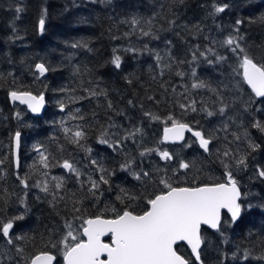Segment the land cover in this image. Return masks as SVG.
<instances>
[{
	"label": "trees",
	"instance_id": "16d2710c",
	"mask_svg": "<svg viewBox=\"0 0 264 264\" xmlns=\"http://www.w3.org/2000/svg\"><path fill=\"white\" fill-rule=\"evenodd\" d=\"M224 4L228 5L224 12L214 13L213 5ZM223 13L229 16L230 36L243 37L239 43L247 54L264 63V0H0V161H3L0 219L24 216L23 220L15 221L12 230V245L23 249L19 254L14 250L19 256L31 259L38 251H49L56 256V248L51 245L60 240L59 232L67 231L65 224L71 222L75 230L81 229L82 220L76 217L113 218L116 213L112 208L117 212L128 208L142 213L147 210L148 198L166 191L159 184L161 177L171 178L174 186H196L211 183L203 177L208 169L222 175L223 157L216 156V151L208 156L200 153L203 159L195 168L199 173L187 174L185 180L162 174L160 166L150 173L151 179L143 176L135 179L134 174L142 175L149 165L153 166L154 160L157 162L156 151L144 156L141 152L173 148L161 142L163 120L173 115L195 130L214 135L211 152L214 141L222 133L234 145L238 143L247 149L248 167L239 172L234 167L231 170L237 173L235 178L242 192L248 194L244 203L250 202L253 207L243 212L236 223H222L220 231L201 230L205 238L201 250L204 264H264L259 259L264 256V209L259 207L264 204V180L256 175L257 166L264 167V132L252 127L253 119L264 122V98H255L242 77L233 71L239 61L223 44L226 38L213 41L205 33L217 23L222 25ZM41 15L45 18L43 33L39 31ZM133 19L139 24L133 25ZM237 20L242 23L236 24ZM74 44L79 46L73 47ZM193 53L197 57L195 61ZM114 55L121 57L119 69L111 63ZM221 56L226 59L217 60ZM208 60L213 63L209 64ZM38 63L49 68L44 77L37 78ZM179 72L184 75H177ZM198 81L206 82L223 96L229 106L224 116L208 117L203 111H185L179 107L195 100L198 109H218L216 93L208 88L191 87ZM11 91L43 94L47 107L42 117L33 118L24 107L10 105ZM90 91L106 95L92 97ZM109 102L112 108L108 107ZM61 104L65 106L63 111ZM145 112L161 120H152ZM238 114L239 118L248 119L238 124ZM81 116L83 119L78 118ZM229 117L231 124L236 125L229 124L233 132L230 127L227 132H217L214 123ZM78 127L86 134L80 145L71 143V133L64 132V128L75 131ZM137 128L141 131L123 140L116 151L99 143L105 131L108 135L104 138L113 142ZM245 130L260 145L255 151L244 144ZM17 131L21 133L19 167L12 154ZM233 133L241 135V140L236 141ZM223 144L218 147L221 153L225 150ZM37 146H42L40 151L49 157L47 169L37 159ZM88 149L100 155L97 165L91 163L87 167ZM194 149L198 150L196 146ZM229 149L234 150L232 144ZM65 159L82 169L79 181L60 166ZM129 163L130 167L122 170L121 165ZM99 167L107 169L102 174L109 184L101 183L93 197L88 191L90 185L85 172L90 168L98 171ZM54 176L63 178L62 189H54ZM99 177L96 175L95 180L99 181ZM21 179H26L29 185V191L22 194L23 200L19 197ZM45 180L49 183V194L40 188L32 190L37 194L31 192V187L36 188L34 185ZM52 192L56 193L55 200ZM76 208L80 211L76 212ZM223 220H229L227 215H223ZM17 236L23 239H16ZM176 249L196 264L185 246ZM246 251L250 253L247 260L243 258ZM56 264H62L58 257Z\"/></svg>",
	"mask_w": 264,
	"mask_h": 264
},
{
	"label": "snow or ice",
	"instance_id": "6c2138e0",
	"mask_svg": "<svg viewBox=\"0 0 264 264\" xmlns=\"http://www.w3.org/2000/svg\"><path fill=\"white\" fill-rule=\"evenodd\" d=\"M228 7L224 5H213L214 13H222ZM20 11V9H17ZM133 25H138L139 21L133 19L131 21ZM148 23H151L149 21ZM174 23V22H173ZM241 20H237L236 24H241ZM45 30V18L41 15L39 19V31L43 33ZM143 35H149L148 32H143ZM243 37L229 36L223 41V44L227 46L231 52L238 57V66L233 69L237 75L242 77V81L250 89L255 98H264V63L256 62L253 57L249 56L246 50L241 46L239 40ZM79 45H73L77 47ZM115 52V49L113 50ZM209 52L212 49H208ZM207 59L204 52L200 53ZM196 54L193 53V60H196ZM160 57L157 56V60ZM225 57H217V60H225ZM121 57L114 55L111 63L115 68L121 67ZM211 64L213 61L208 60ZM38 77H43L49 68L44 63H38L35 65ZM179 76H183V72L177 73ZM192 76H196V71L193 69ZM191 87L193 89L208 88L210 91L216 93L220 106L216 111H211L207 107L196 106V101L193 100L189 104L181 103L179 107L182 110L187 111L190 109L192 112L203 111L208 117L214 115L224 116L228 109V104L224 102L223 96L217 89L212 88L204 81L194 82ZM90 96L95 97L97 95H106V93L96 91H90ZM10 97L13 101H19L22 104H27L29 109L33 113H39L44 106L43 94L36 96L31 92H18L11 91ZM149 99H152L151 97ZM252 101V97L249 98ZM264 102V101H262ZM131 104L132 102L129 101ZM64 104L60 105L61 111L64 110ZM108 107L112 108L111 102L108 103ZM247 111V106L245 108ZM79 112V109L76 110ZM144 115L152 120L159 121L161 118L150 112H145ZM77 118V117H72ZM83 119V117H78ZM229 120L232 118L229 117ZM163 135L161 142H179L185 140V132L191 133L195 137L196 143L205 153H211L210 145L216 138L212 134H206L203 130H195L189 123L183 122L173 115L167 116L163 120ZM113 127V125H110ZM252 127L264 132V122L259 119H253ZM229 128L228 123H224L222 130L227 132ZM141 129L137 128L135 132H130L123 136L120 140L110 142L109 139L104 138L108 135L107 131L99 139L100 144H106L114 151L118 150L122 146V141L130 137H134L136 133ZM66 134L71 133L69 141L73 144L80 145V141L85 139L86 134L79 127L73 131L69 128H64ZM236 141L241 140V135L233 133ZM243 138L248 140V146L255 151L260 147L250 139L247 130L243 133ZM227 139V137H225ZM21 133L17 131L15 133L14 142L15 149L18 152L20 148ZM186 147H191V144L186 143ZM40 147L37 146L36 150L39 152L40 161L45 169L50 167L49 157L45 155L43 151H40ZM63 149L61 148V151ZM87 151H91L88 149ZM156 151L161 160L170 162L174 159L173 154L167 150L159 149H145L140 153L144 156L147 153ZM238 151V150H237ZM217 155L222 156L221 163L225 168L224 181L212 182L196 186H174L171 182V178L161 177L159 184L163 186L166 191H161L159 194L148 198L147 210L142 213H134L133 211L125 208L123 211L117 212L116 208H112V211L116 213L113 218H104L103 215H96L90 218L76 217L82 220L80 231L73 228L71 222H67L65 227L67 229L66 234L55 244L51 246L53 248L59 247L64 264H192V261L186 259L180 255L176 249L178 242H185L190 248L191 255L194 257L196 264H204L201 258V249L204 244L205 238L202 235V225H206L209 228L220 231L222 223H236L242 216V213L246 210H250L253 205L249 202L247 204L244 201L247 199L248 194L241 191V186L238 180L235 178L232 169V164L229 161H234V165L237 169H246L248 167L247 155H237L232 152L231 149L225 148L221 153L217 150ZM3 163V161H0ZM16 166L19 167V157L17 155L15 160ZM93 165H97L96 160H92ZM63 169L67 170L76 176L77 180L81 176L80 170L75 164L67 159L60 165ZM192 163L180 160L178 169L187 171L192 167ZM130 167L129 164L121 165L122 170H127ZM101 173L107 172V169L99 167ZM175 174V173H174ZM47 176V172L44 173ZM135 179L140 180L143 177L149 178V172H143L141 174H134ZM256 175L264 180V167L257 166ZM19 179V177H18ZM56 183L54 189L60 190L64 187V180L61 177H52ZM24 188H28L29 185L26 179L20 180ZM89 188L88 191L93 197H96L97 192L100 189V185L109 184L108 178L105 175H100L99 181L93 180L91 177L88 179ZM35 187L40 188L45 194L50 193L49 183L47 180L42 183L38 182ZM83 187V184H81ZM123 191V190H121ZM53 200L57 198L56 193H51ZM63 199V197H61ZM121 199V197H117ZM129 199H135V197H129ZM23 203V201H21ZM264 209V204L259 205ZM79 212L80 209H74ZM229 215V220H223V214ZM24 216H15L7 221L0 219V236H2L6 243L13 244L12 230L15 227V221L23 220ZM110 236L111 243H105L103 237ZM16 239H23L22 236H17ZM15 251L19 254L23 252L22 248L17 247ZM7 255V253H4ZM235 253L233 256L235 257ZM250 253L247 251L244 254V259L249 258ZM103 257V258H102ZM264 260V256L259 257ZM56 256L49 251H38L33 255L29 261V264H54Z\"/></svg>",
	"mask_w": 264,
	"mask_h": 264
},
{
	"label": "rangeland",
	"instance_id": "374dc122",
	"mask_svg": "<svg viewBox=\"0 0 264 264\" xmlns=\"http://www.w3.org/2000/svg\"><path fill=\"white\" fill-rule=\"evenodd\" d=\"M223 17H224V19H223L224 21H223L222 25L217 23L214 28L209 27L207 29V31L205 32L208 34V37L211 38V40H213V41H217L221 38H228L231 35V26H230V23L227 21L229 16H228V14H226V17H225V14L223 13ZM227 89H229V88L227 87ZM238 100H239V98H237L236 101L238 102ZM244 102H248V101L246 100ZM237 117H238V119H237L238 124H242L245 119H248L246 116H244V117L240 116L241 118H239V114L237 115ZM231 121L232 120H227V119H224L223 121L217 120L214 123L213 127L215 129L217 127L216 131L219 133H222L223 132L222 128H223L224 123H228V125H229V124H231ZM231 126H233V125L231 124ZM229 127H230V125H229ZM233 127H236V125H234ZM232 130H233V128L230 127L231 132H233ZM221 135L222 136L219 139L214 141V144L212 147L213 148L212 154H215V152L218 150L219 144H221V143H224L223 145L225 146V148L226 147L229 148V146L232 144L234 147V150L232 152L234 154H237V155H245L246 154L247 149L244 145H241L238 143L234 145L233 141L228 139V136L225 135V133H222ZM225 137H227V139H225ZM186 143L191 144V147H186L185 146ZM244 144L248 145V140L246 141V139H244ZM194 146H195L194 140L191 137H187L186 142L182 146L173 147V148H166L165 150H167L173 154L174 159L170 162H166V161L161 160L159 155H156L155 157L157 159V162L154 160L152 163L153 166L149 165L148 168L146 169L147 170L146 172L152 173V171L155 167L160 166L159 170H161L162 172L161 171H159V172H161L162 174L165 173L168 176L176 177L179 181L185 180V176L187 174L192 175L195 173L196 170H198V168L197 169H195V168L198 165H200V162L203 159L202 156L200 155V151L194 149ZM95 152L93 153V151L91 150L89 153L88 152L85 153V157L87 159H89V163H88L87 167L91 164L92 160H96V161L99 160L100 155H96ZM215 155L217 156V152ZM36 156H37V159L40 161L39 153ZM181 159L192 163L193 166L187 171L178 169V164H179V161ZM231 164L233 165L232 167H234L237 172H239V170L240 171L243 170V169H237L234 165V161H231ZM77 168L79 170H81V172H82V169L80 167H77ZM196 172L199 173L198 171H196ZM67 174L70 177H76L72 173H67ZM96 175H98V176L102 175V173L99 171V169H98V171L91 170V168L87 169V171L85 172V179H87V181H88L89 177H91L93 180H95ZM203 175H204L203 177H204L206 182H211L213 180L214 181L219 180L221 173L218 171L217 172L209 171V169H208V171L203 172ZM55 177H60V176H55ZM150 177H151V175H150ZM34 189H36V191H37L38 187H36V188L31 187L30 188L31 192L37 194L36 191H32ZM24 191H29V189L28 188L26 189L23 187V185H21L20 190H19V192L21 193V196H19V197H21L22 200L24 199V195L22 196V194H24ZM101 199L104 200V197H102ZM76 230L80 231L82 229H76ZM66 232H67L66 230H64L63 232H59V234L61 233L60 239L66 234ZM14 250H15V246L7 244L3 237L0 238V264H29L30 259H26L25 257L19 256ZM56 251H57L56 256L58 255L57 256L58 259L60 261H62L63 257H62V254H61L59 247L56 248ZM4 253H7V255H4Z\"/></svg>",
	"mask_w": 264,
	"mask_h": 264
},
{
	"label": "water",
	"instance_id": "95a60500",
	"mask_svg": "<svg viewBox=\"0 0 264 264\" xmlns=\"http://www.w3.org/2000/svg\"><path fill=\"white\" fill-rule=\"evenodd\" d=\"M35 73H37L36 72V69H35ZM38 74V73H37ZM46 75V74H45ZM44 75V76H45ZM43 76V77H44ZM246 87H247V89L248 90H250L251 91V89L246 85V84H244ZM257 99H260V98H257ZM8 100H9V103H10V105H18V106H21V107H24L26 110H27V112L30 114V116L31 117H33V118H41L42 117V115H43V113H44V111L46 110V107H47V103H46V100H45V97H44V106H43V108L41 109V111L39 112V113H33L30 109H29V107H28V105L27 104H22V103H20L19 101H13L12 99H11V97H10V94H9V96H8ZM162 135H163V130H162V132H161V139H162ZM191 136L193 139H195V137H193L192 135H191V133H189V132H185V140H186V138H187V136ZM15 137V136H14ZM14 137H13V141H12V154H13V158H14V162H15V160H16V157H17V155L19 156V151H20V148H19V151L17 152L16 151V149H15V142H14ZM185 140L184 141H179V142H175V143H173V142H163L164 144H166V145H181V144H183V143H185ZM197 145H198V147H199V144L198 143H196ZM200 148V147H199ZM201 149V148H200ZM202 150V149H201ZM16 164V163H15ZM66 173H69L67 170H65V169H63ZM224 213L225 214H227L226 213V210L224 211ZM228 215V214H227ZM228 217H229V215H228ZM202 228H205V229H207V230H209V231H211V232H217L216 230H213V229H211V228H209L208 226H206V225H202ZM201 228V229H202ZM107 237H110V236H105V237H103V241L107 238ZM106 243V242H105ZM109 243H111V238H110V242ZM179 245H183V246H185L186 248H187V250L189 251V253H190V255H191V251H190V248L187 246V244L185 243V242H178L177 243V245L175 246V247H177V246H179ZM202 250V249H201ZM191 257H192V255H191ZM103 258V257H102ZM192 259H193V261L195 262V259H194V257H192ZM196 263V262H195ZM54 264H56V261L54 262ZM62 264H64V262H63V259H62Z\"/></svg>",
	"mask_w": 264,
	"mask_h": 264
},
{
	"label": "bare ground",
	"instance_id": "6f19581e",
	"mask_svg": "<svg viewBox=\"0 0 264 264\" xmlns=\"http://www.w3.org/2000/svg\"><path fill=\"white\" fill-rule=\"evenodd\" d=\"M185 141H186V140H185ZM183 144H184V143H183ZM183 144H181V145H176V146L179 147V146H182ZM195 146H196L197 149L200 151V153H201L202 155H204V156H208L209 154H212V153H213V149H212V152H211V153H205L203 150H201V149L198 147L197 144H196ZM211 146H212V145H211ZM211 146H210V149H211ZM212 155H213V154H212ZM223 174H224V173H223ZM223 174H222V175H223ZM222 175H221V176H222ZM221 176L219 177V180L222 179ZM224 178H225V177H224ZM224 178H223V179H224ZM219 180H217V181H219ZM217 181H214V180H213V181H211V183H212V182H217ZM223 215H227V214L224 213ZM227 217H228V215H227ZM228 218H229V217H228ZM202 229H205V228H202ZM202 229H201V230H202Z\"/></svg>",
	"mask_w": 264,
	"mask_h": 264
},
{
	"label": "flooded vegetation",
	"instance_id": "af4514ba",
	"mask_svg": "<svg viewBox=\"0 0 264 264\" xmlns=\"http://www.w3.org/2000/svg\"><path fill=\"white\" fill-rule=\"evenodd\" d=\"M187 137H191V136H187ZM192 138V137H191ZM187 139V138H186ZM193 139V138H192ZM194 141H195V139H193ZM186 142V141H185ZM196 143V142H195ZM168 147H176V145H167ZM211 146V145H210ZM237 175V173H234V176H236ZM225 179V178H224ZM224 179H221V180H219V181H217V182H223L224 181ZM242 182H246V181H244V180H242ZM241 186V185H240ZM241 191H243L242 190V187H241ZM107 238H109V242H110V237H107ZM107 238L104 240V242H106V240H107ZM109 242H106V243H109Z\"/></svg>",
	"mask_w": 264,
	"mask_h": 264
}]
</instances>
